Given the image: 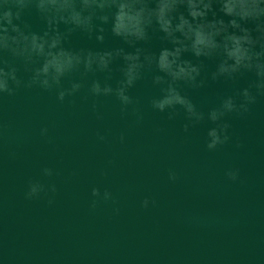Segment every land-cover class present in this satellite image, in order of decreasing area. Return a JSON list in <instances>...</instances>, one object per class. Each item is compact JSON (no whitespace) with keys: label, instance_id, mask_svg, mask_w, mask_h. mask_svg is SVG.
Here are the masks:
<instances>
[{"label":"water","instance_id":"obj_1","mask_svg":"<svg viewBox=\"0 0 264 264\" xmlns=\"http://www.w3.org/2000/svg\"><path fill=\"white\" fill-rule=\"evenodd\" d=\"M24 19L41 30L34 14ZM122 46L79 33L66 45ZM150 46L157 50L159 39ZM119 67L112 65L113 86ZM250 79L184 91L206 112ZM129 94L139 103L123 113L114 95L91 97L86 89L63 103L36 88L0 96V264H264V97L247 114L229 117L230 142L209 152L212 124L185 134L182 110L172 121L151 110L158 90L149 83L137 82ZM44 168L53 175L43 176ZM228 170L237 171L236 181ZM32 183L45 191L29 199ZM93 188L100 197H92Z\"/></svg>","mask_w":264,"mask_h":264},{"label":"clouds","instance_id":"obj_2","mask_svg":"<svg viewBox=\"0 0 264 264\" xmlns=\"http://www.w3.org/2000/svg\"><path fill=\"white\" fill-rule=\"evenodd\" d=\"M31 14L41 30L34 31L25 21ZM76 33L98 45L111 37L123 46L66 47ZM153 37L160 41L155 51L150 46ZM117 61L119 79L113 86L109 81ZM208 62L214 65L210 71ZM98 74L103 80L96 78ZM245 75L252 77L246 87L220 96L206 112L184 91L201 90L209 82L235 84ZM139 81L158 90L149 100L152 111L166 113L172 121L182 110L185 134L205 121L213 125L205 138L209 152L228 144L229 117L247 114L264 97V0H0V96L36 88L54 91L63 103L86 89L91 97L114 95L123 113L139 103L129 94ZM92 107L95 110V104ZM133 114L138 122L142 119L138 110ZM47 132L40 130L41 136ZM42 175L50 177L53 170L44 168ZM225 175L230 181L238 178L235 170ZM168 180H176L171 171ZM44 191L42 184L32 183L26 198ZM48 191L54 193L55 185ZM91 195L101 193L93 188ZM102 199L110 200L111 193L105 190ZM149 203L144 199L141 206Z\"/></svg>","mask_w":264,"mask_h":264}]
</instances>
